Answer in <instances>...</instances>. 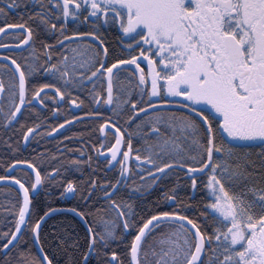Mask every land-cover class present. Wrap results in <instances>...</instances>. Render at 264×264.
Masks as SVG:
<instances>
[{"label": "snow or ice", "instance_id": "1", "mask_svg": "<svg viewBox=\"0 0 264 264\" xmlns=\"http://www.w3.org/2000/svg\"><path fill=\"white\" fill-rule=\"evenodd\" d=\"M22 2L0 0V36L15 40L0 42V49L20 53V59L0 54L10 62L0 64L8 70L7 81L0 75V120L21 124L25 113L36 104L47 109L49 100L79 109L86 101L73 90L86 89L92 107L83 117L97 121L103 134V143L93 145L97 161L102 157L116 176L101 179L98 162L78 180L63 165L42 171L31 159H14L9 171L19 165L31 179L0 176L19 186L8 209L15 223L0 232V264H58L45 250L42 225L60 211L85 224V244L72 242L83 247L80 261L70 257L66 264H91L101 254L102 264H125L114 241L124 245L128 264H264V0H32L27 20L7 22ZM103 25L120 31L122 55L102 37ZM42 31L52 42L41 39ZM37 73L52 81L38 83ZM60 112L57 106L53 115ZM81 119L65 112L48 134ZM21 127L22 143L30 144L41 125ZM137 136L143 144L134 148ZM254 150L258 164L250 158ZM64 163L83 171L93 154ZM176 170L194 193L198 179L209 190L198 213L203 221L179 198V182L163 193L174 209L157 202L155 211L140 214L135 197L150 186L145 177L154 186ZM257 176L259 186L252 182ZM137 177L144 183L137 185ZM54 185L60 198L79 197V203L36 214L34 197ZM64 244L61 238L57 247Z\"/></svg>", "mask_w": 264, "mask_h": 264}, {"label": "trees", "instance_id": "2", "mask_svg": "<svg viewBox=\"0 0 264 264\" xmlns=\"http://www.w3.org/2000/svg\"><path fill=\"white\" fill-rule=\"evenodd\" d=\"M31 3V4H30ZM0 6H3L2 3H0ZM38 5L36 6V10H38ZM34 6L31 0H23L21 3V7L19 9H16V13H12L11 11L8 13L7 16V22L10 23H18L21 21L22 15L23 19L26 20L28 19L27 13L33 12ZM5 18L0 17V26L3 25ZM114 27H116L114 25ZM114 36V37H113ZM112 38L107 39L106 42L111 46L112 49H115L117 52V45L118 41L115 36H117L116 32H114ZM105 37V35H104ZM41 39L47 40L48 42H52V37L41 32ZM37 47L42 48V44L40 41L37 42ZM27 55V53H25ZM57 57H54L56 59ZM20 59V58H19ZM6 71L8 72L7 69H0V75L4 76V79L6 81ZM130 73L125 72L122 73V76H130ZM44 75H41L40 73L36 74V79L38 82L43 83V82H51L52 78L51 76L47 75L45 76L46 79H43ZM88 89H90L89 86H87ZM135 96V93L133 94ZM7 97H4L3 99L6 100ZM57 107V106H56ZM35 109L32 113V115L29 117L31 118L35 123H38L41 125V129L45 130V125H46V120L43 119V115L47 114V111H36ZM62 111V108H61ZM29 120V119H28ZM30 121V120H29ZM0 123L2 124V120H0ZM54 123V122H53ZM52 124V123H51ZM51 127H49L50 131ZM12 129L6 130L4 127V124H2V127L0 128V140L4 141L6 139H10L12 137L11 134ZM22 129L20 128L19 131ZM17 131V130H16ZM20 136H15V138H19ZM49 147L44 149V154H42L43 158V166L48 165L52 166L58 165L59 160L56 158H53V154L51 149L53 148L52 146V135H49ZM3 144V142L1 143ZM143 144V141L140 140V137L137 136L133 140V146L135 147H141ZM57 156L60 157L59 154H56ZM56 157V156H55ZM252 160H255L257 164L259 163V157H250ZM7 160H5V157L1 159L0 163V168L1 166L5 165ZM6 167L3 168V172L0 171V176L4 174ZM7 169V168H6ZM256 172L261 171L259 168L255 169ZM175 172H179L178 175V181L171 182L170 177L167 176L166 178H162L159 181H156L155 183V188L154 186L151 185V180L149 179L147 182L150 185L146 189H142L140 194H137L136 196V202L135 204L137 205L138 209L141 210L140 214L141 215H147L149 212L155 211V205L157 202H159L160 207L164 208H175V204H172L171 202H164L163 201V193L165 191H168L172 187H174L177 182H179L180 187L178 188V191L180 193V199L184 201L185 205L191 204L190 207H188V212L190 215L200 219L203 221V217H200L198 213L203 210V201L205 200L206 192H204L202 188V184L197 185V191L194 193L190 187L189 181L187 177L184 175L183 171L176 170ZM116 176V173H113L114 178ZM101 179H103L101 177ZM259 181L260 177H254L252 182L256 183L257 186H259ZM136 184L140 185L144 183L139 177L136 178ZM59 191L60 189L57 188L56 192H54L52 195H49L50 189H44L43 193L37 197L36 200H34V204L36 205V214H42L43 211H46L49 206L52 207H61V201L59 198ZM149 191L148 194L142 196L145 192ZM52 193V192H51ZM126 194V193H125ZM144 197L138 201V198ZM18 200V196L16 193L12 192L10 189H3L0 191V232H6L9 229H11L15 223L14 217L15 213L14 211H8V209H11L13 204H15ZM153 203V205L149 206H143L139 207L140 205H144L146 203ZM79 203V197H76L75 199L66 201L63 203L64 206L66 207H72L75 206ZM36 214H34L33 218H36ZM44 230V244H45V250L49 251L51 255H54L56 257V260L58 264H66V262L69 260L71 257L75 261H80L81 253L83 251V247L80 248H74L72 246L73 241H78L81 246L85 244V229L84 227L80 224V222L75 219L71 215L67 214H59L53 216L50 220L47 221V224L43 226ZM63 238L66 241V244L60 245V247H57V245L60 244V239ZM119 245V246H118ZM112 248L116 250L119 254H121V259L124 260L125 264H128V256L127 253L124 250V245L119 244V241H114L112 243ZM33 251H36L35 248ZM102 254L101 257H91L90 261L91 264H102ZM82 264V262H81Z\"/></svg>", "mask_w": 264, "mask_h": 264}, {"label": "flooded vegetation", "instance_id": "3", "mask_svg": "<svg viewBox=\"0 0 264 264\" xmlns=\"http://www.w3.org/2000/svg\"><path fill=\"white\" fill-rule=\"evenodd\" d=\"M51 6L53 7V10L56 11L55 6L54 5H51ZM15 11H16V9L11 10L12 13H16ZM29 23H31L34 26V28L38 26V22L36 20L29 21ZM70 27H71V25H70ZM82 27L88 28V27H90V25H84ZM114 32H116V34H117V36H115V37L118 41V45L116 48L117 49L116 55L120 56L123 54L121 52V44H120L121 33H120V31L118 30L117 27H114V25H103L102 26V37L105 39V41H106V38L111 39ZM104 35H105V37H104ZM0 42L6 43V44H14L15 40L13 38L5 39V38L1 37ZM25 53H24V55H25ZM0 54H15V58H17V59L20 58L19 51L14 49V48L13 49H0ZM0 58H2V57H0ZM0 64H5V63L0 62ZM5 76H6V81H7V71H6ZM45 76H47V75H44L43 79H46ZM34 79L37 81L36 77H34ZM38 83H40V82H38ZM88 90H90V89H88ZM45 91L49 92V95L58 96V93H55V90H49V91L45 90ZM73 95L78 96L79 98L85 99V101H86L85 105H83L81 108L77 109L74 105H72L71 107L68 106L70 104V101H68V104H65L64 102H60L59 104H57L56 101H50V100L46 101V103L49 104V107L47 108L49 110H48L47 114L43 115V119H45L47 122L45 125V130L44 129L42 130L41 128L38 129L39 134H36L34 139L30 138L31 139L30 144H23L21 141V137H22V133H23V128L21 127V124H23L25 127L31 126L32 124H34L35 122L29 117L32 115V113L35 109L40 110V111H47V109L43 108V106L37 104L34 106V109H30L27 113H25V115L21 119V124H14L12 126H5L4 125L6 130L12 129L11 130L12 137L10 139H6L4 141L0 140V163H1V159L3 157H5V160H7L5 165L1 166V168H0V171H2V172H3L4 167L7 168V169L5 168L6 171L4 172V174L2 176L8 175V172H9L8 166L12 163V161L14 159H17V158L31 159L34 162H36L38 164V166H40L42 168V171L44 168H48L50 171L52 164L50 166H48V165L43 166V158H42V154H44V149H46L50 146L49 140H48L49 139V137H48L49 127H52L54 125H58L59 123H62L63 120L65 119V112H67L68 118H71V115L75 114L77 116L82 117V119L80 121H74L71 125H65V127L63 129H60L59 132L51 134L52 135V137H51L52 146H53V148L51 149V151H52L51 154H53V156H56L55 158L57 160H59L58 165H55V167H60L61 165H63L64 167H67L69 169L68 172L66 173L67 177L81 180V179H84L87 176L91 175L92 168H95L96 164L98 162L99 167L97 168V172L99 173V175L102 178L104 177L105 174L108 176V178L113 177L114 172L105 169V164H104L103 158L100 157L99 160L97 161V156L95 154V148L93 147V145H95L96 147H99L100 144L103 143L101 133L96 131L98 122L95 120H92L88 117H83V112L91 110V107H92L88 103V100L90 98L87 96V90L86 89H74ZM4 106H5V109H7V98H6V100H4ZM56 106H59L60 108H62V111L59 114L53 115V112H54V109L56 108ZM126 118L127 117L125 116V119ZM2 124H4L3 121H2ZM2 124L0 123V128L2 127ZM20 128L22 129L21 131H19ZM0 132H2V131H0ZM15 136H20V137L15 138ZM65 137H68V139H65ZM2 142H3V144H1ZM14 148H19L20 151H18V152L14 151L13 150ZM82 152H83V155L81 154ZM88 153L93 154V164L91 165V167L86 166L83 169V171H77L74 167H71V166L64 163L66 160H69L72 158L85 160V159H87ZM56 154H59L60 157L57 156ZM251 156H254L256 158L259 157L258 150H254ZM23 167L25 169H27V166H23ZM101 170H103V171H101ZM12 174L16 175L18 178L31 179V173H27L26 171H21V166H20V168L15 169ZM178 175H179V172H173L172 174H170L169 177H170L171 182L175 183V181H178ZM203 179L206 180L207 178L204 177ZM145 180L148 181L149 178L145 177ZM200 184H202V183L198 179L197 185L200 186ZM153 188H155V186ZM202 188H203L204 192H206V196L204 197L205 200H202L203 205H204L208 201V199L210 198V193H209V190H207L206 188L203 187V184H202ZM3 189L12 190V192L16 193L18 198H19L18 187L11 185V184H3L0 186V191ZM56 190H57V187L55 185L52 186V188H50V191L52 193L56 192ZM43 191L44 190H39V194L34 197V200H36L37 197L43 193ZM148 193H149V191L145 192L142 196H144ZM59 198H60V196H59ZM142 198H144V197L138 198V201ZM34 200H33V202H34ZM69 200H72V198L71 197L66 198V199L60 198L61 207H57V208H60V209L69 208V207H66L63 205V203H65L66 201H69ZM135 202H136V197H135ZM149 205H153V203L149 202V203H146L144 205L139 204V207L149 206ZM187 206L190 207L191 204H188ZM59 214H67V215L73 216L72 214L62 213L61 211L55 215H59ZM55 215H53V216H55ZM73 217L75 219H77L85 229V226L83 225V223L78 218H76L75 216H73ZM51 218H49L48 220H50ZM94 256L95 255H93L92 257H94Z\"/></svg>", "mask_w": 264, "mask_h": 264}, {"label": "water", "instance_id": "4", "mask_svg": "<svg viewBox=\"0 0 264 264\" xmlns=\"http://www.w3.org/2000/svg\"><path fill=\"white\" fill-rule=\"evenodd\" d=\"M6 31H11V30H8V29H6ZM4 62H6L7 64H9L10 62H8V61H6V60H4V59H2ZM37 105V104H36ZM101 136H103V134L101 133ZM17 168H20V166H17L15 169H17ZM14 169V170H15ZM13 170V171H14ZM13 171H9V173H8V175H11L12 173H13ZM3 184H11V185H14V186H16V187H18L19 188V186L18 185H15V183L13 182V181H0V185H3ZM58 212H56L55 214H57ZM55 214H53V215H55ZM74 214V213H73ZM52 215V216H53ZM75 215V214H74ZM77 218H79L77 215H75ZM80 219V218H79ZM81 220V219H80ZM82 221V220H81ZM83 222V221H82ZM83 224H84V222H83ZM43 226V225H42ZM84 226H85V224H84ZM37 251H38V249H37Z\"/></svg>", "mask_w": 264, "mask_h": 264}, {"label": "bare ground", "instance_id": "5", "mask_svg": "<svg viewBox=\"0 0 264 264\" xmlns=\"http://www.w3.org/2000/svg\"><path fill=\"white\" fill-rule=\"evenodd\" d=\"M2 36H0V38H1ZM3 58H0V62H3V63H5V64H7L6 62H4L3 60H2ZM49 91V90H48ZM109 155H110V153H109ZM9 173V172H8ZM1 186V185H0ZM62 213H69V214H72L73 216H75L73 213H71V212H68V211H61ZM52 217V216H51ZM50 217V218H51ZM76 217V216H75ZM77 218V217H76ZM79 219V218H78ZM80 220V219H79ZM81 221V220H80ZM82 222V221H81ZM83 223V222H82ZM84 225V224H83ZM43 227V226H42ZM36 251H37V249H35Z\"/></svg>", "mask_w": 264, "mask_h": 264}, {"label": "rangeland", "instance_id": "6", "mask_svg": "<svg viewBox=\"0 0 264 264\" xmlns=\"http://www.w3.org/2000/svg\"><path fill=\"white\" fill-rule=\"evenodd\" d=\"M30 4H31V3H30ZM227 186H228V183L226 182V187H227ZM235 190H237V191H238L239 189L237 188V189H235Z\"/></svg>", "mask_w": 264, "mask_h": 264}]
</instances>
